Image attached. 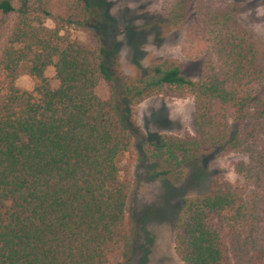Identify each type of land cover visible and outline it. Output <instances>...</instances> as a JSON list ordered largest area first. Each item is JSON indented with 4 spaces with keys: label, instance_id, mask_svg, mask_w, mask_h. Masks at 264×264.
<instances>
[{
    "label": "trees",
    "instance_id": "obj_1",
    "mask_svg": "<svg viewBox=\"0 0 264 264\" xmlns=\"http://www.w3.org/2000/svg\"><path fill=\"white\" fill-rule=\"evenodd\" d=\"M190 6L171 4L170 26L183 27ZM93 8L0 0V264H129L135 225L118 155L175 184L187 163L216 149L243 155L234 164L242 185L214 181L183 197L174 253L183 264H264V63L254 34L229 12L206 11L198 79L172 58L132 78L88 28ZM75 28L92 32L93 45L72 38ZM22 65L30 91L15 83ZM156 95L192 97L193 134L147 137L133 124L132 107Z\"/></svg>",
    "mask_w": 264,
    "mask_h": 264
},
{
    "label": "rangeland",
    "instance_id": "obj_2",
    "mask_svg": "<svg viewBox=\"0 0 264 264\" xmlns=\"http://www.w3.org/2000/svg\"><path fill=\"white\" fill-rule=\"evenodd\" d=\"M93 15L88 28L108 47H114L122 71L137 78L165 59L177 60L184 75L196 80L202 73L206 47L200 34L201 15L206 11L229 12L251 31L262 49L264 63V0H191L189 17L181 28L170 26L168 10L176 0H91ZM44 24L53 27L50 19ZM72 38L92 46L95 38L84 28L70 30ZM48 79L53 67L45 70ZM16 85L30 91L33 81L21 66ZM191 96L156 95L131 109L132 122L147 137L158 134H193ZM243 155L234 151L206 152L185 166L175 184L153 178L150 164L123 152L117 157L119 178L129 184L125 210L135 225L129 264H183L173 250V228L183 197L205 192L214 181L241 186L234 164Z\"/></svg>",
    "mask_w": 264,
    "mask_h": 264
}]
</instances>
